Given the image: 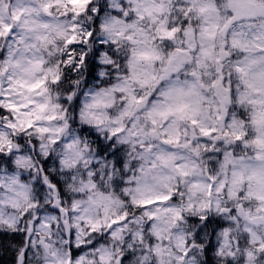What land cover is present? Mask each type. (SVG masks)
Masks as SVG:
<instances>
[{
	"label": "clouds",
	"instance_id": "obj_1",
	"mask_svg": "<svg viewBox=\"0 0 264 264\" xmlns=\"http://www.w3.org/2000/svg\"><path fill=\"white\" fill-rule=\"evenodd\" d=\"M0 264H264V0H0Z\"/></svg>",
	"mask_w": 264,
	"mask_h": 264
}]
</instances>
